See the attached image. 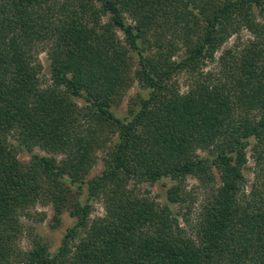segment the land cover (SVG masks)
I'll return each mask as SVG.
<instances>
[{
  "label": "trees",
  "instance_id": "obj_1",
  "mask_svg": "<svg viewBox=\"0 0 264 264\" xmlns=\"http://www.w3.org/2000/svg\"><path fill=\"white\" fill-rule=\"evenodd\" d=\"M0 264H264V0H0Z\"/></svg>",
  "mask_w": 264,
  "mask_h": 264
},
{
  "label": "rangeland",
  "instance_id": "obj_2",
  "mask_svg": "<svg viewBox=\"0 0 264 264\" xmlns=\"http://www.w3.org/2000/svg\"><path fill=\"white\" fill-rule=\"evenodd\" d=\"M120 34V33H119ZM244 37L246 38L247 35L244 33ZM232 43V40L228 43V46H230ZM39 60L42 63L43 70V81L46 82L48 79L47 75V57L45 53H41L39 55ZM179 85L184 91L188 85V77L185 74H181L178 77ZM141 90L136 82H134L131 87L126 91V93L123 96V99L121 100L118 107L114 108L115 111L119 115H125L126 110L128 107L129 100L133 98L137 93H139ZM35 153L38 154H45L41 151H39L37 148L35 149ZM104 156V153L98 152V162L96 166L91 170L90 174L88 175L87 179H90L97 174L100 173L103 162L102 157ZM21 159H27L25 155H20ZM245 175L247 179V185H250L251 182L254 180V167L252 164V158H249L248 162V168L245 170ZM173 184L168 179L162 180L155 184H148L144 183L141 184L138 188L141 191V193H149L151 197H154L157 201L163 202L165 200V191L168 187H170ZM195 186H197L196 181L193 179L188 178L186 180V187L188 189L193 190V192L197 196V202L194 205V208H198V204L201 203V201L204 198V194L202 191H194ZM44 216H41V215ZM103 214V209L100 203L95 202L93 205V210L91 213V217L101 216ZM53 212L49 206L42 207L37 205L34 209L31 210V216L29 218H23L22 222L26 226H32L34 227L33 233L38 235V237L46 244L49 245L50 251H55L57 247L60 245L63 235L66 232L67 227L71 224V218L67 213L62 214L61 216V223L56 228H51V218H52ZM21 248L23 250L28 249L31 245V237L28 233L25 232V235H23L21 242H20Z\"/></svg>",
  "mask_w": 264,
  "mask_h": 264
}]
</instances>
